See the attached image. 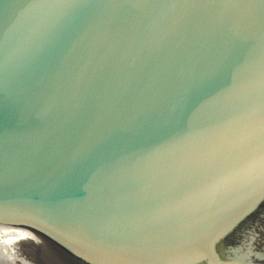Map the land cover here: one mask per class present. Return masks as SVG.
<instances>
[{"label":"water","instance_id":"water-1","mask_svg":"<svg viewBox=\"0 0 264 264\" xmlns=\"http://www.w3.org/2000/svg\"><path fill=\"white\" fill-rule=\"evenodd\" d=\"M0 226L38 264H264V0H0Z\"/></svg>","mask_w":264,"mask_h":264},{"label":"bare ground","instance_id":"bare-ground-1","mask_svg":"<svg viewBox=\"0 0 264 264\" xmlns=\"http://www.w3.org/2000/svg\"><path fill=\"white\" fill-rule=\"evenodd\" d=\"M28 231H22L11 227L0 226V264H32L29 259H21L15 247L26 242L24 235ZM21 248H23L21 246ZM18 248L19 250H23ZM22 253V251H21Z\"/></svg>","mask_w":264,"mask_h":264},{"label":"rangeland","instance_id":"rangeland-1","mask_svg":"<svg viewBox=\"0 0 264 264\" xmlns=\"http://www.w3.org/2000/svg\"><path fill=\"white\" fill-rule=\"evenodd\" d=\"M21 246H22L23 248H21ZM15 247H18V248L23 249V250H19L18 248H16V250H15V251L17 252L18 255H21V256H20L21 259H25V258H27V259H29V261H30L32 264H38V263L34 262V261L32 260V258L30 257V255H29V250H28L29 246H28L27 243L24 242L23 244H21V245H17V246H15ZM21 251H22V253H21ZM24 256H25V258H24ZM25 260H26V259H25Z\"/></svg>","mask_w":264,"mask_h":264}]
</instances>
